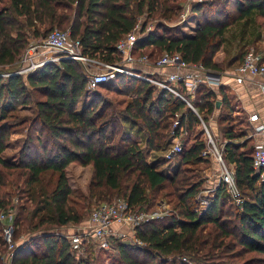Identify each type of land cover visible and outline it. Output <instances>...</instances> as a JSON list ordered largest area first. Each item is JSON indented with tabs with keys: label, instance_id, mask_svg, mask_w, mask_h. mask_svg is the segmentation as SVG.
<instances>
[{
	"label": "trees",
	"instance_id": "trees-1",
	"mask_svg": "<svg viewBox=\"0 0 264 264\" xmlns=\"http://www.w3.org/2000/svg\"><path fill=\"white\" fill-rule=\"evenodd\" d=\"M0 4V211L13 203L12 195L2 192L13 182L24 200L14 220L13 239L28 234L10 264H264V183L253 168V152L235 142L239 136L225 86L219 94L199 86L192 104L208 123L221 101L225 112L219 122L227 126L223 135L230 140L224 158L235 165L244 202L237 205L220 185L207 198L210 204L199 211L197 197L204 182L191 166L209 162L202 157L203 139L185 140L182 151L174 155L178 165L173 176L147 160V150L168 149L177 112H181L178 132L187 130L189 135L200 126V118L182 99L126 74L99 84L93 92L77 61L63 60L28 75L14 74L29 46L30 31L45 37L55 28L70 29L86 55L114 63L120 60L116 44L142 18V34L156 23L136 44L135 53L154 60L164 52H179L186 62L220 72L214 57L223 47L226 29L250 16L263 25L264 0L196 4L193 36H186L174 23L183 10L182 0H0ZM90 97L79 111L80 103ZM28 106H35V115L21 117L19 109ZM129 122L144 133V147L126 130ZM21 129L27 130V136L11 162L2 154L12 133ZM71 163L92 166L90 193L99 203L123 199L132 208L149 210L155 205L149 192L158 197L169 188L172 211L136 227L142 247L112 237L117 255L79 258L68 235L50 232L82 221L71 203L73 190L67 177ZM1 225L0 264H7Z\"/></svg>",
	"mask_w": 264,
	"mask_h": 264
},
{
	"label": "built area",
	"instance_id": "built-area-1",
	"mask_svg": "<svg viewBox=\"0 0 264 264\" xmlns=\"http://www.w3.org/2000/svg\"><path fill=\"white\" fill-rule=\"evenodd\" d=\"M204 1L206 0H185L179 24L182 25L187 22L193 14V7ZM143 20V18L140 19L139 24L118 41L116 49L120 60L114 63H107L99 57L86 55L81 41L71 37L70 29L61 30L55 28L47 36L29 44L20 60L19 70L14 72V74L28 75L46 64H60L63 60L77 61L83 66L88 76L89 89L113 80L118 74L138 77L149 82L158 91H165L174 98L182 99L202 120L198 109L192 104L198 87L204 85L219 94V88L227 86L224 82L227 73L209 70L201 63L186 62L182 59L179 52H164L159 58L154 60L140 51L135 53L136 44L154 29V24H151L146 33L142 34L141 23ZM49 52H52V55ZM137 66L142 67L143 72L138 71ZM144 67L156 71L155 76H150V73L144 70ZM232 76L239 85L251 83L264 91L263 54L255 48L247 49L240 65L232 72ZM180 115L181 112H177L174 116V122L170 130L174 145L168 156H166L167 158H171L182 151L185 142L183 136L188 134L187 130L178 132ZM258 117V114H253L249 116V121L253 123L258 120ZM203 123L206 125L204 121ZM262 133H264V125H255L250 129L248 136H257ZM203 140L205 148L202 152V157L217 167L215 175L208 182L213 184V177H217L218 184L216 187L213 185L214 188H212L213 186L205 187L203 191L205 194L200 193L197 199L200 200L203 196L214 192L220 185H224L235 203L241 206L244 199L235 179V165L227 162L224 158V148L230 140L224 139L217 142L207 126H205V139ZM253 168L264 183V142L258 144L255 149ZM204 204L208 206L210 202L205 201ZM15 214L16 210L11 208L6 211H0V222L5 224L11 220L12 223L15 220ZM159 217L160 214L158 212L144 210L142 207L132 208L129 202L123 199H115L112 202H100L93 208L88 223L84 225V228L77 234L69 235L68 237L76 254L83 250L84 240H91L100 248L109 249L112 237H116L128 245L142 247L144 245L143 241L139 240L135 235L136 227L142 222ZM11 223L6 224L3 228V238L11 250L6 261L7 264H10L17 247L13 240L14 225Z\"/></svg>",
	"mask_w": 264,
	"mask_h": 264
},
{
	"label": "rangeland",
	"instance_id": "rangeland-1",
	"mask_svg": "<svg viewBox=\"0 0 264 264\" xmlns=\"http://www.w3.org/2000/svg\"><path fill=\"white\" fill-rule=\"evenodd\" d=\"M182 1L184 4L185 0H182ZM0 5H3V4H0ZM179 19H180V16L174 23L179 24ZM167 24L171 25V23H167ZM28 34L30 36L29 44L44 37V36L43 37H35L34 34L32 33V31L28 32ZM249 48H255L260 53H262L261 51H264V44L261 47L262 50L257 49L255 46H249L247 49H249ZM244 51L245 50H243L241 52V54ZM222 53L223 52H221L219 55L220 58L223 57ZM49 54L52 55V52H49ZM94 91H96V88H93V92ZM102 91H103V93H105L106 95H109L110 97H115V98L119 97L112 92H108L105 90H102ZM84 106L85 105H84V100H83L81 102L79 108H78L79 111H81ZM224 112H225L224 108L222 110L220 108L215 109L214 114L212 116H210L208 123H205L206 125H204L203 121L200 120L201 121L200 126L197 127L194 131H192V134L189 133V135L187 134V135L183 136L184 139L186 140V143L194 141V139H196V137L201 138V139H205V126L208 127V129L210 130V133L214 136V138L216 139L217 142L224 140L225 136L223 135V132H224V128L226 129L227 126H224L222 123L219 122L220 121V115H221V113H224ZM19 115L21 117H23V116H27V117L34 116L35 115V106H28V107L20 108L19 109ZM126 130H128V129L126 128ZM237 130H239L238 127H237ZM26 136H27V130L26 129L14 131L11 135V140H10V143L8 144L6 151L2 154L3 158H5L6 160H9L11 162H14V160L17 159V156L19 154V151L21 149V146H22L23 141L25 140ZM136 138L139 139L138 137H136ZM142 138H145L144 133H143ZM173 145H174V142L171 139L167 150L164 149L163 151H160V152L154 151L151 153H147L148 154L147 160L150 163L157 165V167L160 170H162L165 174H168L170 176H173V174L176 171V166L178 165L177 157H174V156L171 158L166 157V156H168L169 152L173 148ZM88 167L89 166L85 167V166H80L79 164L73 163V165L69 166L67 169L68 181H69V184L73 190V194L71 196V203H72V205H74L78 209V211L82 215V221L79 224L71 223L68 226L62 228L65 231L70 230V231H67L68 233L74 232L75 230H77V232H80L82 230V228H84V225H86L88 223V220H89V217H90V214H91L93 208L99 204L98 199L96 197H94L93 195H91V193H90V182H91L93 174H92L91 170H89ZM191 168H192V170H194V173L198 174L200 179L203 180V182H204V184L202 186L201 194L203 193L205 187H212L213 185L215 187L217 186V184H218V178L217 177H213V184L208 182V180H211V177L213 175H215V171L217 169V167L212 162L209 161L206 163H201L199 165H193V166H191ZM49 177H50V174L46 177V179L48 180ZM55 180H56V176H54V181ZM214 186L212 188H214ZM2 192H3V194L7 193V194L12 195V202L13 203L9 206V208L16 210V214H15V218H16V215L18 214V207H19L20 203H23V201H24V200L19 198L20 196H19V192L17 190V186L15 184H13V182L9 181L7 183V186L5 188H3ZM169 192H170V189L166 188L163 191H161V193L158 195V197L152 196L151 192H149V195H151L150 198H154L153 201H154L155 205L151 209H149L148 211L158 212L160 214V217L168 215L170 213V211H172V208H173L172 202H174V198L170 196ZM204 194L205 193H203V195ZM212 194H213V192L203 196L199 200V204H200L199 211H203L205 209L206 205L204 204V202L208 201L207 198ZM104 202H106V201H104ZM144 210H146V209H144ZM10 223H11V220L7 221L5 224L2 223V225H1L2 234H3L4 226L6 224H10ZM11 224L14 225V221H12ZM128 232H130V231H128ZM27 235L28 234H22L17 241H14L15 244H17V246L20 245L21 242L26 240V238L28 237ZM13 238H14V234H13ZM115 239H118V238H115ZM118 240H120V239H118ZM112 243H111V247L109 249H101L93 241L88 240L85 243L83 250L77 254V257L88 258L89 256H91V259L95 260L98 257L105 258L108 255H117L118 254L117 250L114 247V244H112ZM5 253H6L5 258L7 261L9 258V254L11 253L10 248H8V250ZM105 263H108V262L105 261Z\"/></svg>",
	"mask_w": 264,
	"mask_h": 264
},
{
	"label": "crops",
	"instance_id": "crops-1",
	"mask_svg": "<svg viewBox=\"0 0 264 264\" xmlns=\"http://www.w3.org/2000/svg\"><path fill=\"white\" fill-rule=\"evenodd\" d=\"M196 26L197 18L192 14L188 21L181 25V28L186 36H193L196 31ZM224 37L225 42L221 50L214 57V62L218 65L220 71L227 73L224 82L227 84L225 89L233 109L232 121L235 126L234 131L239 136L236 142L247 147L254 155L257 145L264 142V133L257 136H248V133L253 126L260 124L264 125V91L257 85L251 83L237 84L234 81L232 72L240 65L241 58L239 57L243 50H247L249 46H255L257 49L262 50L261 47L264 44V25L259 26L254 21V16H250L228 27ZM221 52H223V57L220 58L219 55ZM261 52L264 57V51ZM137 69L138 71H142V67L137 66ZM144 70L149 72L150 76H155L154 74L156 71H153V69L144 67ZM90 99L91 97L84 100V105H86ZM253 114H258L259 117L257 121L252 123L249 121V116ZM127 126L128 133L138 137L140 144L144 147L145 138H142L143 132L137 131L138 128L136 126L130 127L131 122H129ZM237 127L239 130H237ZM151 152L154 151L147 150V153ZM71 165H73V163L69 166ZM88 168L93 174L92 166Z\"/></svg>",
	"mask_w": 264,
	"mask_h": 264
},
{
	"label": "water",
	"instance_id": "water-1",
	"mask_svg": "<svg viewBox=\"0 0 264 264\" xmlns=\"http://www.w3.org/2000/svg\"><path fill=\"white\" fill-rule=\"evenodd\" d=\"M221 101H218L217 102V109H219L220 108V106H221ZM67 231H70V230H67ZM67 231H65L64 229H62V228H60V229H56V230H52V231H50V232H53V233H58V234H67V235H74V234H77L78 232H77V230H75L74 232H71V233H68Z\"/></svg>",
	"mask_w": 264,
	"mask_h": 264
}]
</instances>
